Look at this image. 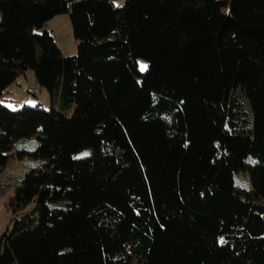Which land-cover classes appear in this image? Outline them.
Masks as SVG:
<instances>
[{
    "label": "trees",
    "instance_id": "obj_1",
    "mask_svg": "<svg viewBox=\"0 0 264 264\" xmlns=\"http://www.w3.org/2000/svg\"><path fill=\"white\" fill-rule=\"evenodd\" d=\"M114 1L0 0V99L33 70L51 105H0V172L37 163L0 264H264V0Z\"/></svg>",
    "mask_w": 264,
    "mask_h": 264
},
{
    "label": "rangeland",
    "instance_id": "obj_2",
    "mask_svg": "<svg viewBox=\"0 0 264 264\" xmlns=\"http://www.w3.org/2000/svg\"><path fill=\"white\" fill-rule=\"evenodd\" d=\"M125 0H115L113 2L116 8H120ZM48 31L54 38L57 48L65 57H71L77 53L78 42L73 37L72 27L69 14L64 13L54 16L50 19L41 30ZM146 65L142 60L139 61V69L141 65ZM0 105L11 111H16L23 106L38 107L49 112L51 109L49 94L46 89L40 87L36 81L34 71L28 70L24 76L8 87L1 96ZM72 111L69 112L70 115ZM251 162V160H248ZM37 163L30 157L16 161L10 159L5 168L0 172V238L3 232L10 230L13 223L14 214L10 211V200L15 194L20 181L24 175ZM234 185L244 190H251V184L248 176L243 173L234 174ZM34 208L33 203H29L23 210L19 212L17 217L27 214Z\"/></svg>",
    "mask_w": 264,
    "mask_h": 264
},
{
    "label": "snow or ice",
    "instance_id": "obj_3",
    "mask_svg": "<svg viewBox=\"0 0 264 264\" xmlns=\"http://www.w3.org/2000/svg\"><path fill=\"white\" fill-rule=\"evenodd\" d=\"M147 65H141V70H146ZM83 155H88V153H84ZM221 243H223V240H221Z\"/></svg>",
    "mask_w": 264,
    "mask_h": 264
}]
</instances>
